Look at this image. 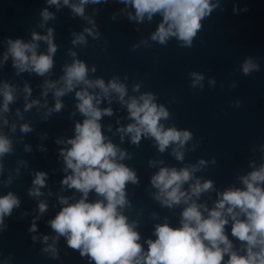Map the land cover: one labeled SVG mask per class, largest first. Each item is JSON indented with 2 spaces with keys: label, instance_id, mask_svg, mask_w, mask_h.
Listing matches in <instances>:
<instances>
[{
  "label": "water",
  "instance_id": "1",
  "mask_svg": "<svg viewBox=\"0 0 264 264\" xmlns=\"http://www.w3.org/2000/svg\"><path fill=\"white\" fill-rule=\"evenodd\" d=\"M79 2L69 0V4ZM212 3L217 7L201 21L202 29L189 48L181 47L175 37L163 45L153 41L151 35L162 16L155 14L151 20L145 16L143 21L130 19L129 13L135 16V9L121 0L89 2L84 5V17L76 15L63 0L59 7L50 5L48 0H0V88L7 83L15 89L14 101L6 113L2 112L0 95V135L11 140L13 149L0 158L3 164L0 197L11 192L20 201L19 207H14L0 225V264H95L87 255L82 257L79 250L68 247L65 237L60 236L54 242L57 234L48 223L65 206L60 204V197L69 198L71 204L82 196L61 184L71 170L64 172L66 165L60 150L71 147L66 141L74 138L75 124L85 119L76 108L75 90L60 98L64 107L59 112L50 114L48 109L55 107L53 90L43 95L44 82L59 80L65 65L74 59L85 62L89 79L102 78L107 84L117 77L126 85V100L152 93L154 102L169 112V118L160 121L164 127L192 133V139L182 149L183 161L172 155L175 145L161 153L151 137L142 136L138 145L131 142L130 134L121 140L117 129L134 121L117 94H111V101L101 94L98 107L113 110L111 116H102L99 121L102 133L106 142L111 141L127 153L118 162L135 171L138 178L137 184H126L129 203L122 212L129 223L136 222L135 231L140 234L139 243L145 252L146 241L155 239V226L167 222L171 227H179L180 214L186 207L180 204L169 209L154 199L158 189L152 186L151 178L161 167L179 170L197 165L201 159L207 161V166H200L183 190H188L197 178L202 183L212 180L213 191L202 193L198 199L193 197L211 209L217 193L229 187L243 188L240 177L264 163V0H212ZM45 9L52 14L48 20L42 15ZM86 28L93 34L85 32ZM49 29L57 49L50 73L39 76L31 71L18 72L11 54L4 61L8 40L33 43V33L46 36ZM80 34L86 43L73 44ZM35 43L38 55L47 54V42ZM73 52L75 57L71 55ZM248 59L258 64V71L244 74L243 64ZM93 66L95 73L91 71ZM193 72L204 77L195 87ZM26 84L31 89L30 96L24 91ZM135 85H139L137 91H133ZM89 91L99 93V89ZM32 100L39 103L26 111L25 105ZM4 119L8 121L6 125ZM23 124L32 130L21 132ZM58 140L65 143H57ZM37 172H45L47 176L45 186L40 188L42 195L34 197L29 190ZM98 199L102 197L94 191L89 193L88 202ZM42 201L48 205L43 214L38 207ZM33 223L37 227L35 232L29 231ZM231 223L229 218L225 234L235 249L241 242L231 236ZM44 236L49 237L47 242ZM49 245L55 248V255ZM46 248L49 250L44 251Z\"/></svg>",
  "mask_w": 264,
  "mask_h": 264
},
{
  "label": "clouds",
  "instance_id": "2",
  "mask_svg": "<svg viewBox=\"0 0 264 264\" xmlns=\"http://www.w3.org/2000/svg\"><path fill=\"white\" fill-rule=\"evenodd\" d=\"M89 2L98 3L99 0H80L79 4H69V0H63L65 5H69L73 12L81 17H84V5ZM121 2L134 7L135 16L129 13L130 19L143 21L145 16L149 20L155 14L162 16V21L151 35L153 41L163 45L170 37H175L181 42V47L189 48L202 29L201 21L217 7L212 0ZM48 3L60 6V0H48ZM42 15L44 20L52 17L47 9ZM84 31L93 34L91 29L86 28ZM32 39L33 43H24L20 39L8 40L9 48L4 54V61H7L11 54L13 67L18 72L31 71L44 76L53 69V54L57 50L52 42V30L49 29L46 36L33 33ZM35 41L47 42V54H37L38 45ZM72 43H86L84 35H77ZM71 55L75 57L76 54L73 52ZM254 70H259L258 64L251 59L245 60L244 74ZM91 71L95 73L96 68L93 66ZM63 73L59 80L44 82L43 95L47 96L48 90H53L55 107L48 109L50 114L52 111L59 112L64 107L60 98L75 90V98L78 100L76 108L85 119L82 123L75 124L74 138L66 141L71 147L60 150L66 165L64 172L71 170V174L66 175L61 184L79 191L82 196L71 204L69 198H59L60 204L65 206L48 221L51 229L57 234L53 237L54 242L60 236L65 237L68 247L79 250L82 257L87 255L95 264H264V163L258 168L253 166L252 171L240 177L243 188L229 187L217 193V199L211 209L206 204L197 203L193 197L198 199L202 193L213 191L212 180H204L202 183L201 179L197 178L189 185L188 190H183L184 184L193 180V174L200 170V166H207V161L201 159L197 165L179 170L175 167H161L151 178L152 186L158 189L154 199L169 209L180 204L186 207L180 214L179 227H171L167 222L155 226V239L146 241L148 248L145 252L139 243L140 234L135 231L136 222L129 223L128 217L122 212L129 203L126 198V184H137L138 178L135 171L118 162L124 160L127 153L111 141L106 142L102 133L99 121L102 116H111L113 110L110 107H98L101 94L109 101L112 93L117 94L119 102L126 105L129 118L134 121L117 129L121 133V140L124 135L130 134L131 142L138 145L142 136L151 137L161 153L170 145H175L172 155L178 161H183L182 149L192 139V133L178 131L175 127L165 128L160 121L167 120L169 112L163 105L158 106L154 102L152 93H144L138 98L129 97L126 100V85L119 82L117 77H113L107 84L102 78L89 79V68L82 60L74 59L70 65H65ZM191 75L195 77L193 87L204 78L195 72ZM81 85L83 87L77 90ZM89 89H99V93L90 92ZM138 89L139 85H135L133 91ZM14 91L15 89L7 83L0 88V95L3 96L2 112H8V105L14 101ZM24 91L28 96L31 95L27 84ZM38 103L39 101L32 100L25 105V110ZM3 123L6 125L7 119H4ZM31 130L28 124L21 125V132L27 133ZM57 143L65 141L58 140ZM12 150L11 140L0 135V158ZM25 150L29 149L26 147ZM212 163H215V160ZM2 168L3 164L0 163V170ZM46 176L45 172L35 173L29 195H42L40 188L45 186ZM92 191L102 199L88 202L89 193ZM19 204L20 201L11 192L0 197V225L3 224L4 217L11 215L13 208L19 207ZM38 207L39 212L43 214L48 205L42 201ZM229 218L232 222L231 236L241 242L239 248L234 249L233 242L225 234ZM36 230V224L33 223L29 231ZM48 239V236L43 237L44 242ZM49 248L55 255V248L51 245Z\"/></svg>",
  "mask_w": 264,
  "mask_h": 264
}]
</instances>
